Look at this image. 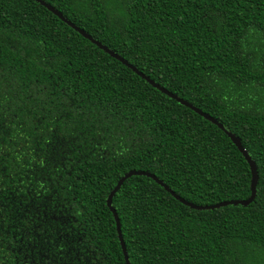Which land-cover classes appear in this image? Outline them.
<instances>
[{
    "label": "trees",
    "instance_id": "16d2710c",
    "mask_svg": "<svg viewBox=\"0 0 264 264\" xmlns=\"http://www.w3.org/2000/svg\"><path fill=\"white\" fill-rule=\"evenodd\" d=\"M217 120L247 206L147 176L112 197L130 264H264V0H43ZM131 171L244 201L235 144L34 0H0V264H126Z\"/></svg>",
    "mask_w": 264,
    "mask_h": 264
},
{
    "label": "water",
    "instance_id": "95a60500",
    "mask_svg": "<svg viewBox=\"0 0 264 264\" xmlns=\"http://www.w3.org/2000/svg\"><path fill=\"white\" fill-rule=\"evenodd\" d=\"M35 2L41 4L42 6H44L45 8H47L50 12H52L54 15H56L61 21H63L64 23H66L68 26H70L71 28H73L75 31H77L80 35H82L84 38H86L87 40H89L91 43H93L94 45H96L98 48H100L101 50H103L105 53H107L108 55H110L111 57H113L114 59L118 60L119 62H121L123 65H125L126 67L130 68L135 74H137L138 76H140L142 79H144L145 81H147L152 87H154L155 89L159 90L160 92L164 93L165 95H167L168 97L176 100L177 102H179L181 105L191 109L192 111H194L195 113H197L198 115L202 116L203 118H205L206 120H208L209 122H211L212 124L216 125L219 129H221L222 131H224L226 133V135L231 139V141L235 144V146L237 147V149L241 152V154L243 155V157L246 159L249 167H250V171H251V175H252V179H251V194L250 197L247 200L244 201H229V202H222L216 205H210V206H197L194 204H191L185 200H183L182 198H180L179 196H177L175 193H173L167 186H165L160 180H158L155 176L147 173V172H141V171H131L129 173H127L126 175H124L116 184V186L114 187V189L111 191V193L109 194L108 198H107V206L110 209V211L113 214V217L115 219L116 222V228H117V233H118V238H119V242L121 245V249L123 252V256H124V260L126 264H130L129 260H128V256L126 253V247L125 244L123 242V238L121 235V229H120V222L118 219V216L115 212V210L112 208L111 206V201H112V197L116 194V192L120 189V187L122 186V184L124 183L125 180H127L128 178H130L131 176H135V175H141V176H147L151 179H153L154 181H156L159 185L163 186L164 189L169 192L174 198H176L177 200H179L181 203H183L184 205L195 209V210H213V209H217L220 207H224V206H228V205H243V206H247L250 203H252V201L255 199L256 196V183H257V175H256V166L255 163L251 160V158L249 157V155L247 154V152H245V150L241 147L239 141L229 132H227L223 125L220 124L217 120H215L214 118L210 117L209 115L203 113L202 111H200L199 109L195 108L194 106H192L191 104H189L188 102L178 98L176 95L172 94L171 92L167 91L166 89H164L163 87L159 86L158 84H156L153 80L147 78L144 74H142L141 72H139L135 67H133L132 65H130L127 61H125L123 58H121L119 55H117L116 53L112 52L111 50H109L107 47H105L104 45H102L101 43L95 41L90 35H88L86 32H84L83 30L79 29L78 27H76L74 24H72L70 21H68L67 19H65L62 14H60L57 10H55L53 7H51L50 5H48L45 1L43 0H34Z\"/></svg>",
    "mask_w": 264,
    "mask_h": 264
}]
</instances>
